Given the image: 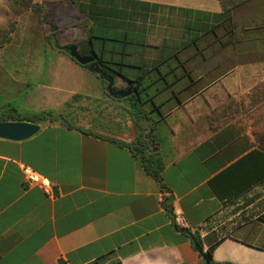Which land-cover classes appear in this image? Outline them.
Segmentation results:
<instances>
[{"label": "crops", "instance_id": "obj_1", "mask_svg": "<svg viewBox=\"0 0 264 264\" xmlns=\"http://www.w3.org/2000/svg\"><path fill=\"white\" fill-rule=\"evenodd\" d=\"M151 2L220 10L218 0ZM37 17L28 10L13 21L27 25ZM45 43L9 39L0 57L4 51L14 55L10 46L42 47L26 52L42 59L36 70L47 73L52 87L66 81L62 71L76 79L77 64L57 51L47 56ZM202 62L201 73L215 81L199 91L186 88L182 94L190 97L171 109L182 113L174 126L187 133L175 138L171 155L161 152L157 128L151 138L152 152L161 157V182L138 155L108 139L131 142L136 130L129 118L101 123L91 115L75 123L91 130L95 125L104 138L57 121L39 124L26 139L0 138V264H204L191 237L172 224L175 213L185 216L213 260L264 264V40L239 39ZM18 72L0 70V85L9 78L18 82ZM51 86L43 93L50 105L57 93ZM34 90L24 93L26 102ZM197 98H204L203 110L194 104ZM24 167L52 184V197L25 181Z\"/></svg>", "mask_w": 264, "mask_h": 264}, {"label": "trees", "instance_id": "obj_2", "mask_svg": "<svg viewBox=\"0 0 264 264\" xmlns=\"http://www.w3.org/2000/svg\"><path fill=\"white\" fill-rule=\"evenodd\" d=\"M218 1L220 10L213 12L191 7L164 5L147 0H68V3L74 6L78 19L72 27L84 35L85 42L82 45L96 54V58L91 64L99 69L100 76L98 77L101 92L110 98L115 104L114 107L124 111V113L119 112L118 117L114 116L109 119V122L113 123L117 118L123 120L129 118L136 130V136L131 142L108 139L128 147L134 154L138 155L142 167L158 182L162 181L160 175L161 157L158 151L152 152L150 141L151 138L155 137L154 131L157 128V123L161 121L159 115L164 116L162 107L168 104L172 98H176L181 103L182 100L178 94H182L188 87L194 86L196 91H199L201 90L199 89L200 86L211 83L212 81L200 83V80L205 78L201 73L202 59L204 56L216 55L200 54L181 60L178 54L186 47H195L201 51L203 48L200 47V43L208 34L216 35L215 37L220 40L221 48L239 41L235 37L220 39L219 29L223 28L225 32L235 34L237 27L232 18L233 9L248 0ZM47 2V0L41 2L35 0H0L1 14L6 17L5 22L0 23L3 26L0 28V47L10 39L11 32L16 27L15 21L10 17V11L13 14H21L30 10L38 16V24L43 26L45 23L43 20L44 5ZM168 20L178 21L179 35H173L170 32L171 24ZM164 21L168 22V35H165L162 40L164 45L162 44L161 48L158 49L157 46L150 45L149 40L154 35L153 29L158 26L162 28ZM2 29L6 30L1 31ZM56 35L57 30L54 27L51 28L50 32L45 33L43 31L42 40L46 42L45 49L65 54L75 64L87 68L89 64H79L58 44L55 45ZM76 39L77 37L73 41ZM168 41L172 43L171 46L168 45ZM174 58L178 65H173L172 59ZM185 62H191L193 65L187 68L184 65ZM179 65L188 77L186 83H181L183 75L176 73ZM194 71L197 77H194ZM107 79H112L114 84L117 80L128 82L132 86L133 94L113 98L106 90ZM167 90L172 93V96L157 101L158 96L162 98ZM82 96V93H74L71 96V102L80 99ZM71 105L70 102L67 104L68 107L72 108ZM104 109H107V106ZM219 109L220 106H217L214 111L218 112ZM81 113L78 109L77 111L72 109L68 113L54 109L22 112L18 106L11 103L0 105V120L29 121L40 125L54 121L62 124L63 121H66L69 127H75L96 137H106L95 133L90 128L86 129L84 125H75L82 120L79 116ZM71 114L77 116V122L68 117ZM104 120L108 119L104 117ZM146 130L149 131L146 133ZM169 201L170 198L163 201V206L168 211L171 208ZM260 219L264 220V214L260 216ZM196 238L201 242L198 235ZM207 251L210 255V264H235L229 261H215L212 258V250Z\"/></svg>", "mask_w": 264, "mask_h": 264}, {"label": "rangeland", "instance_id": "obj_3", "mask_svg": "<svg viewBox=\"0 0 264 264\" xmlns=\"http://www.w3.org/2000/svg\"><path fill=\"white\" fill-rule=\"evenodd\" d=\"M48 1V10L45 12V21L46 24L43 26L39 25L34 19V22H30L27 25L24 23L16 24L15 29L11 32L10 39L15 40H29L32 42H43L42 33L50 32L51 28L54 27L57 30L56 40L57 44H78L81 45L85 42L84 35L79 33L78 29L72 27L75 22H77V17L75 14V8L68 0H47ZM151 1H159V0H151ZM162 1V0H161ZM176 3H179L181 0H170ZM2 10L0 8V23H4L6 17L1 14ZM15 14L10 11V17L13 19ZM34 18V17H33ZM233 21L236 25V33L233 34L231 32H225V29H219L220 39L225 40L229 38H238V39H247L250 41H262L264 40V0H248L242 5L236 7L233 10ZM171 24L170 32L173 35H179L178 31V21L176 20H168ZM158 26L153 29V34L149 40L150 45L157 46L158 49L161 48L163 44L162 40L165 38V35H168V22L164 21L162 28ZM0 28L3 26L0 24ZM8 28V27H6ZM6 30L2 29L1 31ZM178 32V34H177ZM216 35L208 34L206 35L201 43L200 47L203 49L198 51L195 47H186L183 49L178 56L181 60L186 59L190 56H199L200 54L211 55V54H220V50L222 49L220 40L215 37ZM77 37L76 41L73 39ZM168 45L171 46V42H167ZM56 45V43H55ZM164 45V44H163ZM85 45H82L84 48ZM9 49L15 51L14 55L8 54L7 51H4L0 57V70H9V68H16L19 76L18 82L11 83L10 78L4 79L5 84L0 85V105L11 103L12 105L21 106V109H25L29 112L39 111L42 109H59L62 110L63 113H68L72 109H77L81 113L79 116L84 120L87 117H92L96 119L95 122H109V119H112L114 116H119V112H123L121 108L114 107L115 104L110 100L109 97H106L104 93L100 90V74L91 70L89 67H82L79 65L76 66V79H71L66 72L62 71L60 74V80L66 79L63 85L58 84L57 86H51V80L47 77L46 72H40L36 70V68L43 67V61L40 58L35 59V54L29 55L26 50L40 49L42 47H31L25 48L23 46H10ZM156 49V48H155ZM48 50V49H47ZM228 50V51H227ZM215 51H217L215 53ZM230 53V49H226L225 52ZM53 52V51H52ZM50 51L47 53V56H50ZM56 53V52H54ZM173 65H178L177 60L172 59ZM184 65L187 68H190L193 63L185 62ZM176 70L177 75H183L181 83L188 82V77L184 73V70L180 65ZM194 77H197L195 71L193 72ZM219 73H216V76ZM3 76H6V73H3ZM68 76V77H67ZM201 84L212 81V79L202 78L200 80ZM26 82H29V86L26 85ZM126 82L117 80L115 86L120 88L124 87ZM7 86V88H6ZM48 86H51V91L55 88L57 93L54 97L55 100L51 102V105L48 103L49 97L44 93L47 90ZM14 88V90H13ZM35 88V96L30 98L28 102H26L24 93L30 92L31 89ZM82 93L83 96L71 102V96L73 93ZM181 100H186L190 97L188 94H178ZM169 96H172L170 91H166L162 98L158 96L156 100H162ZM105 98V99H104ZM71 103L72 108L68 107L67 104ZM194 104L199 105V110H203L206 106V102L203 99L197 98L194 100ZM178 101L176 98H172L168 104L162 107V112L165 114V117L160 121L157 130H156V138L159 141L161 152L164 155H171L173 153L171 149V145L174 142L175 138H180L185 135L184 127L176 128L174 125L176 121H179L182 117V113L180 111H172ZM56 105V106H55ZM107 106V109H104ZM76 113V112H75ZM74 113V114H75ZM126 114V112H125ZM104 117L108 120H104ZM126 121V120H125ZM83 124H86L85 121ZM95 131H104L102 129L93 127ZM176 134H174L173 133ZM105 132V131H104Z\"/></svg>", "mask_w": 264, "mask_h": 264}, {"label": "water", "instance_id": "obj_4", "mask_svg": "<svg viewBox=\"0 0 264 264\" xmlns=\"http://www.w3.org/2000/svg\"><path fill=\"white\" fill-rule=\"evenodd\" d=\"M61 49L65 50L68 55L73 58L76 62L81 65L89 64V68L96 72L99 71L98 67L94 64H91L95 58L96 54L92 53H81L78 50L77 44L72 43L64 46H60ZM128 83V82H127ZM129 84V83H128ZM106 90L109 95L113 97H126L130 95L133 91L132 87L127 88H116L112 79H107ZM60 118L61 115H59ZM63 124L68 126V122L63 121ZM40 129V125L36 123H32L29 121H19V120H0V138L9 139V140H22L31 137ZM182 231L186 232L193 242L195 249L201 255V258L204 261V264H210V255L209 253L203 249L201 243L197 240L195 235L189 230L182 228ZM59 264H65L64 260L60 259L58 261Z\"/></svg>", "mask_w": 264, "mask_h": 264}, {"label": "built area", "instance_id": "obj_5", "mask_svg": "<svg viewBox=\"0 0 264 264\" xmlns=\"http://www.w3.org/2000/svg\"><path fill=\"white\" fill-rule=\"evenodd\" d=\"M23 178L29 184H36L41 187L47 196L52 197L54 194L52 184L45 178L31 170L29 167H24L22 170ZM172 224L178 228L189 229V223L185 216L181 213L171 215Z\"/></svg>", "mask_w": 264, "mask_h": 264}, {"label": "flooded vegetation", "instance_id": "obj_6", "mask_svg": "<svg viewBox=\"0 0 264 264\" xmlns=\"http://www.w3.org/2000/svg\"><path fill=\"white\" fill-rule=\"evenodd\" d=\"M77 47H78V50L81 52V53H92V51L91 50H89L86 46L84 47V48H82V44L81 45H78L77 44ZM115 85V84H114ZM130 85L128 84V83H126V85L123 87V88H127V87H129ZM116 87V86H115ZM130 87H132V86H130ZM116 88H118V87H116ZM131 94H133V93H131ZM113 98H117V97H113Z\"/></svg>", "mask_w": 264, "mask_h": 264}]
</instances>
